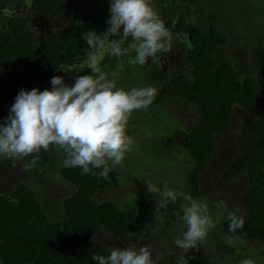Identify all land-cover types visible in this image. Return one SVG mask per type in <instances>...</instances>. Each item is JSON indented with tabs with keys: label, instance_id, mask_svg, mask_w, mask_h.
I'll list each match as a JSON object with an SVG mask.
<instances>
[{
	"label": "trees",
	"instance_id": "1",
	"mask_svg": "<svg viewBox=\"0 0 264 264\" xmlns=\"http://www.w3.org/2000/svg\"><path fill=\"white\" fill-rule=\"evenodd\" d=\"M63 1L35 0V5L44 14H51ZM225 1L235 5V0ZM188 2L192 3L193 0H151L172 34V41L175 44L181 42L188 63L186 72L165 76L162 67L160 71H153L146 77L150 86L157 90L151 106L162 107L166 111L162 113L166 114L169 102L182 99L195 112L188 122L172 114L178 125L174 130L167 129L162 135V151L159 146L158 152L164 156V149L175 147L178 150L172 158L177 160L178 169L182 167L185 171L179 174L177 180L181 187L176 192L190 194L196 200L203 198L201 172L217 151V135L231 125L234 110L239 108L242 111V124L236 139L237 154L224 167L222 175L225 184L244 176L246 186L239 199L242 210L238 213L245 219L243 229L230 233L227 213L221 211L213 215L212 219L222 233L215 232V228L210 229L199 251L190 249L185 258L188 264H237V261L241 262L245 258H256L264 264V43L253 45L251 54L254 69L245 74L237 68L232 57L216 60L215 51L228 43L232 25L241 23L242 19L233 22L229 18L231 22L224 23V12L214 8L213 15L222 22V29L215 24H205L198 17L197 22H194L191 21L193 13ZM109 7V0H73L67 31L46 38L40 50L29 46V41L11 46L10 53H0V58L12 56L6 64V82L18 83L25 75L42 70L47 61L61 65L71 58L78 60L94 54L81 34L88 30H95L98 34L106 32ZM18 35L20 32L16 30V37L19 38ZM25 37L31 38L29 35ZM131 43L129 38L122 47H128ZM132 54L136 55L134 51ZM107 56L100 62V67L112 79L111 73L116 72L118 62L114 60L118 57L109 59ZM127 58L130 60L131 56ZM123 65L129 73L135 74L138 70L130 61ZM145 65L153 69V60H148ZM84 73L91 74V69ZM121 87L126 89L125 86ZM140 87H146V82L140 81ZM3 104L10 107L6 100L0 99V111ZM162 125L167 127L165 123ZM40 156L30 170H24L27 180L20 181L7 191H0L1 264H98L92 260L93 255L110 254L109 248L98 240L102 230L108 229L114 236L125 237L141 231V225L146 224L141 217L145 211L139 206L144 200L137 198L134 193L133 199L127 200L130 199L129 195L123 201L99 197L102 190L131 185L134 175L123 184L122 179L118 178L121 172L116 168L109 173L108 179H103L84 174L79 167H64L65 154L55 147H51L48 152H41ZM182 158L181 163H178ZM31 159L25 157L24 161L27 163ZM140 162L141 172L136 177L147 181L149 178L143 170L147 166L146 161L141 159ZM147 167L156 170L151 165ZM169 167L158 168L154 175L161 174L162 170ZM48 175L53 180L62 181L69 189L61 199L62 216L58 218L50 215L39 194L41 189L38 179ZM161 175L165 178L164 174ZM165 185L173 190L174 182L165 181L160 187L161 191ZM10 197L18 199L19 204L12 203ZM159 198V203L167 213L174 207L175 227L179 231L178 236H182V226L186 228V225L181 223V205L188 202L178 198L176 204H166L160 195ZM223 237H242V241L234 239L235 245L217 246V239ZM165 238L168 239L167 244L171 245L172 242L175 245L172 236L165 235ZM252 238L250 241L257 242L258 246H251L248 239ZM174 247V252L183 255L182 249L176 245ZM250 251H256L257 254ZM152 260L153 264H160L158 259Z\"/></svg>",
	"mask_w": 264,
	"mask_h": 264
},
{
	"label": "clouds",
	"instance_id": "2",
	"mask_svg": "<svg viewBox=\"0 0 264 264\" xmlns=\"http://www.w3.org/2000/svg\"><path fill=\"white\" fill-rule=\"evenodd\" d=\"M109 4L106 32L98 34L95 30H88L81 34L92 53L100 50L121 57L134 51L136 55L130 63L143 66L158 53L171 50L172 34L151 0H109ZM110 35L120 38L110 40ZM129 38L132 43L122 47ZM101 59L90 54L87 68L91 69V74L77 73L72 78L75 81L72 85L65 82V77L53 75L51 89H21L15 102L11 103L6 123H0V158L11 160L15 167L17 160L32 157L23 164V169L28 171L41 158V152L55 147L65 154L64 167H79L84 174L108 179L109 173L123 163L134 143L127 134L130 117L134 111L147 109L157 90L153 86L130 90L118 87L114 79L117 73L113 71V79H109L100 67ZM146 184L148 191L159 194L166 204H176L178 198L188 202L181 205L186 230L174 240V244L183 250L177 264H188L185 254L193 248L199 251L209 230L216 227L208 204L166 185L161 191L151 182ZM10 200L19 204L18 199L10 197ZM215 207L227 211L223 200L215 202ZM238 212V208L227 211L230 233L244 227L245 219ZM232 239L242 241V237ZM228 244L231 245V239ZM109 252L107 256L93 255L92 260L98 264H153L147 246L137 248L131 244L125 248H111ZM241 264H255V261L245 258Z\"/></svg>",
	"mask_w": 264,
	"mask_h": 264
},
{
	"label": "rangeland",
	"instance_id": "3",
	"mask_svg": "<svg viewBox=\"0 0 264 264\" xmlns=\"http://www.w3.org/2000/svg\"><path fill=\"white\" fill-rule=\"evenodd\" d=\"M221 1L193 0L192 3L188 2L187 5L193 13V15L191 14V21L197 22L196 17H198L202 19L203 23L215 24L218 28L220 27L222 29V22L217 21L216 17L213 15L214 8L219 11L222 9L225 15L224 23L231 22L230 19L233 22L242 19L241 23L236 22L235 25H232L233 28L230 32L231 35H229L228 43L215 51V58L218 61H222L232 57L237 68L245 74L244 72H250L254 69L251 54L253 45H258L259 42L264 43V0H235V5L225 0ZM231 8L232 11L229 12ZM233 32L235 33L233 34ZM129 56L134 58V54H130L118 57V59L116 58L114 60H118V62H116L117 75L115 76L117 86H125L128 90L133 87H140V81H145L146 86H150L146 77L153 71H160L162 67L165 76L186 72L188 70V63L181 42L175 44V42L172 41V48L169 52L158 53L156 56L150 58V61L153 60V69L147 67L145 64L143 66L135 64L138 68L135 74L134 72L129 73L124 68L123 63L130 61L127 58ZM107 57L112 59L113 56L108 55ZM123 58L126 59L122 60ZM79 60L81 59L77 61ZM69 79L70 78L66 79L65 82L70 85L75 83L74 80ZM168 107L169 109L167 112L169 114L162 113V111H165L162 107L158 108L153 105H150L147 109L133 112L127 126V134L133 139L134 143L131 150L126 154L123 163L116 166V169L121 172V176L118 178L122 179L121 182L123 184L131 175H134V182L126 187H110L99 193L100 198L109 197L119 201H123L124 198L129 195L130 199L127 198V200L133 199L134 196L132 194L134 193L137 198L144 200L139 206L145 211L144 216L142 215L141 217L142 221H145L146 224L141 225V231L134 232V234L125 237L114 236L108 229H104L98 235V240L109 249L114 247L125 248L131 244H135L137 248L140 246H147L152 253V259H158L160 264H177L176 260L180 257V253L177 251L174 252L175 245H173L172 242L171 245L167 244L166 242L168 239L165 238V235H168L172 236L175 240L179 235V231L175 227L176 220L172 213L174 207L171 208V212L169 213H167L165 209L163 210L161 202L159 203V195L149 192L146 183L151 182L160 188L165 181L168 183L173 181V190H180L181 185H179L177 179L180 173H184L185 169L182 167L178 169L177 165L179 164H176L177 160L172 158L174 157V153L178 150L175 147L164 149L165 157L159 154L158 151H160L159 146L161 147L162 135L166 133L167 129L174 130L178 125L177 119L173 117L172 114L178 115L183 119V122L185 120L188 122L195 116V112L185 100L182 99L169 102ZM191 115L193 117H191ZM135 116L137 119H135ZM241 119L242 111L237 108L234 110L231 125L225 131L217 135V151L201 172L203 198H198L197 200L208 204L212 216L219 214L221 211L227 213V211H232L235 208L239 209L238 213L242 210L239 205V199L246 186L245 177L239 176L229 184H225L222 175L224 167H226L230 160L237 154L236 139L242 124ZM163 123L167 124L166 128L164 127L165 125H162ZM141 159L146 161L147 166L151 165L153 168H156V170L158 168L161 169L170 166L168 169H164L161 172V174L165 175V178H162V175L159 173L154 175V173L158 171L148 168L147 166H145L143 170H145L144 174L149 180L145 181L146 179L144 178H137L136 175L141 172ZM183 159L184 158L180 159L178 163H181ZM184 162L187 161L185 160ZM23 164H25L24 158L17 160L15 167L12 166L11 160L0 159V189L2 191L11 189L19 180H27L28 177L23 169ZM38 181L40 184L39 188L43 191L41 194L40 190L39 194L42 195L41 199L47 206L50 215L55 218L61 217L62 212L60 204L62 197L69 192L67 185L58 179L53 180L49 175L46 178H39ZM164 187L165 186H163L162 191ZM220 200L226 202L227 211L215 207V202ZM181 223L185 224L183 221V213ZM182 224L180 225L182 226ZM184 228L185 227L182 226L183 231L181 230V234L186 230V228ZM158 230L160 231L158 232ZM214 231L222 233L217 225ZM253 239L254 238L248 239V242ZM229 240L230 239L224 237L218 238L217 246L223 247L224 244H228ZM231 244H236L234 239H231ZM250 244L252 247L259 245L257 242L255 243V241H250ZM240 245L242 244H239V246ZM250 253L257 254L256 251H250ZM253 260L255 264H261L256 258ZM237 264H241V262L237 261Z\"/></svg>",
	"mask_w": 264,
	"mask_h": 264
},
{
	"label": "flooded vegetation",
	"instance_id": "4",
	"mask_svg": "<svg viewBox=\"0 0 264 264\" xmlns=\"http://www.w3.org/2000/svg\"><path fill=\"white\" fill-rule=\"evenodd\" d=\"M28 1L29 0H0L1 55H3L4 52L10 53L12 49L11 46H19L20 42L23 43L30 41L29 46H32L33 49L40 50L46 38L54 37L67 31L68 21L70 20L69 13L71 6L73 5V0H64L63 3H59L61 6H58L51 14H44L43 10L35 5V0H30V5L27 11L21 12L28 4ZM16 30H19L20 32V35H18L19 38L16 37ZM27 35L31 38H26L25 36ZM8 59H12V56L5 55L0 58V72L3 76L0 82V94L13 96L14 98L21 89L31 90L33 88H39L42 90L44 85L50 81L57 71L65 66L74 65L76 64L75 62H77V60L73 58L61 65H57L53 61H47V65L37 73H29L22 77L18 83L8 84L5 78ZM84 74L85 73L83 72L80 75ZM73 77L74 76L65 77L64 80L68 78L72 79ZM6 102L9 103L8 100H6ZM9 104V108L5 107V104L2 105L3 108L0 111L2 113L0 123H6L5 118L9 115L12 105L11 103ZM20 181L21 180H19L18 183ZM0 191L2 190L0 189Z\"/></svg>",
	"mask_w": 264,
	"mask_h": 264
},
{
	"label": "water",
	"instance_id": "5",
	"mask_svg": "<svg viewBox=\"0 0 264 264\" xmlns=\"http://www.w3.org/2000/svg\"><path fill=\"white\" fill-rule=\"evenodd\" d=\"M29 5H30V0L28 1V4L26 5V7L22 9L21 12L27 11V9L29 8ZM120 31L122 34V31H123L122 27H121ZM119 38L120 37H118V36H111V35L109 36L110 40L111 39H119ZM94 54L97 55L98 57H102V59L106 55V54L102 53L100 50H97ZM102 59H101V61H102ZM87 65H88V57L81 60L80 62H78L74 65L72 64V65H68V66L61 68L59 71H57V73L54 76L59 75V76L67 77V76H70V74L75 76L77 73L80 74V73H83L84 71H86L87 69H89V68H87ZM2 78H3V76H2V73L0 72V82H1ZM50 81H48L44 85V87L42 88L41 91H43L44 89H51L53 87ZM0 98H4V99L8 100L12 104L15 102V98L13 96L0 94Z\"/></svg>",
	"mask_w": 264,
	"mask_h": 264
}]
</instances>
